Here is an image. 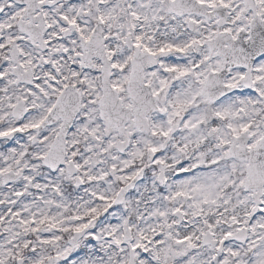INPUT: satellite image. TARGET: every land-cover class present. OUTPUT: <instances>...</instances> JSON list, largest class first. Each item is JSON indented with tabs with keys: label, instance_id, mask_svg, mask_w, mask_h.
Returning <instances> with one entry per match:
<instances>
[{
	"label": "snow or ice",
	"instance_id": "obj_1",
	"mask_svg": "<svg viewBox=\"0 0 264 264\" xmlns=\"http://www.w3.org/2000/svg\"><path fill=\"white\" fill-rule=\"evenodd\" d=\"M0 264H264V0H0Z\"/></svg>",
	"mask_w": 264,
	"mask_h": 264
}]
</instances>
